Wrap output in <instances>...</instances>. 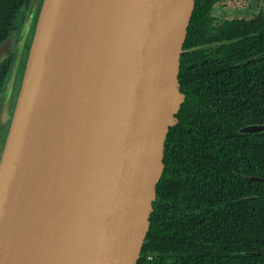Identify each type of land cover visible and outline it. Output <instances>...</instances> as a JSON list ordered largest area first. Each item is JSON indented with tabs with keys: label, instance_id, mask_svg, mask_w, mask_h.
<instances>
[{
	"label": "water",
	"instance_id": "1",
	"mask_svg": "<svg viewBox=\"0 0 264 264\" xmlns=\"http://www.w3.org/2000/svg\"><path fill=\"white\" fill-rule=\"evenodd\" d=\"M194 7L42 0L0 159V264H137Z\"/></svg>",
	"mask_w": 264,
	"mask_h": 264
},
{
	"label": "trees",
	"instance_id": "2",
	"mask_svg": "<svg viewBox=\"0 0 264 264\" xmlns=\"http://www.w3.org/2000/svg\"><path fill=\"white\" fill-rule=\"evenodd\" d=\"M223 1L195 0L137 264H264V131L243 129L264 124V8L222 20Z\"/></svg>",
	"mask_w": 264,
	"mask_h": 264
},
{
	"label": "flooded vegetation",
	"instance_id": "3",
	"mask_svg": "<svg viewBox=\"0 0 264 264\" xmlns=\"http://www.w3.org/2000/svg\"><path fill=\"white\" fill-rule=\"evenodd\" d=\"M41 6L42 0H0V140L9 130Z\"/></svg>",
	"mask_w": 264,
	"mask_h": 264
},
{
	"label": "rangeland",
	"instance_id": "4",
	"mask_svg": "<svg viewBox=\"0 0 264 264\" xmlns=\"http://www.w3.org/2000/svg\"><path fill=\"white\" fill-rule=\"evenodd\" d=\"M263 8H264V0H251L249 2H243V1L229 2L228 1V2H222L218 4L215 7L214 14L216 15V17H219V18H225V17L230 18L234 16H251ZM7 135H8V132H4L3 138L1 137V140H0V147H2L1 150L4 149ZM0 155L2 156L1 153Z\"/></svg>",
	"mask_w": 264,
	"mask_h": 264
}]
</instances>
